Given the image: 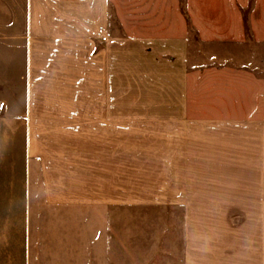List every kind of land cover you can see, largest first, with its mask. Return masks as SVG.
<instances>
[{
  "label": "crops",
  "instance_id": "1",
  "mask_svg": "<svg viewBox=\"0 0 264 264\" xmlns=\"http://www.w3.org/2000/svg\"><path fill=\"white\" fill-rule=\"evenodd\" d=\"M187 5L0 0V264H30V200L44 171L38 148L47 149L55 176L60 168L71 174L67 185L96 177L91 170L104 169L119 185L122 167L163 168L168 194L181 188L204 193L202 200H264V95L252 92L249 70L203 62L249 57L251 21L188 16ZM240 36L250 46L232 48ZM203 41L217 45L205 52ZM104 206L86 235L102 238ZM232 216L249 255L264 264V227L243 212ZM211 229V244L228 238L225 228Z\"/></svg>",
  "mask_w": 264,
  "mask_h": 264
},
{
  "label": "rangeland",
  "instance_id": "2",
  "mask_svg": "<svg viewBox=\"0 0 264 264\" xmlns=\"http://www.w3.org/2000/svg\"><path fill=\"white\" fill-rule=\"evenodd\" d=\"M195 1L188 0L184 10L186 15L227 20L242 18L246 20L245 27L251 21L249 57L240 55L221 59L207 56L203 62L208 67H230L234 72L249 70L255 85L252 92H260L262 97L264 40L258 39L262 36L258 30L261 27L264 32V27L260 25L264 20V0H202L201 7L191 9V2L194 4ZM240 28L242 30L243 25ZM231 41L232 48L234 45L250 46L249 40L242 36L232 37ZM200 44L205 52L217 45L211 41ZM225 44L223 42L224 46ZM46 151L47 149L38 148V156L44 161L43 178L37 184L39 190H35L30 200V264L256 263L249 255V246L244 241L243 234H236L233 229L236 223L232 214L233 211L243 212L248 216L250 225L264 227V200H235L230 194H217L214 197L206 195L209 199L202 200L200 196L204 193L197 195L194 190L184 191L181 188L178 192L171 190L168 194L164 191L167 176H164L163 168L122 167L123 177L119 185L114 179L102 176L104 169L91 170L96 177L86 178L84 186L67 185V176L71 177V174L60 168L55 176L54 171L48 168ZM157 165L161 167L162 163ZM80 174L81 169L78 175ZM115 181L119 179L116 178ZM68 186L75 187V191L70 195L58 194ZM187 188L193 189L194 186ZM77 193L81 194L76 195ZM179 196L182 198L177 199ZM66 197L69 199H65ZM103 197L106 199L99 200ZM97 205H106L104 207L107 209V225L102 231V238L97 229L94 232L98 233H85L89 229L93 230L91 219L95 220L94 214L100 210ZM218 227L225 228L228 238L215 239V244H211L208 232L212 233L211 228ZM185 242H188V247Z\"/></svg>",
  "mask_w": 264,
  "mask_h": 264
}]
</instances>
